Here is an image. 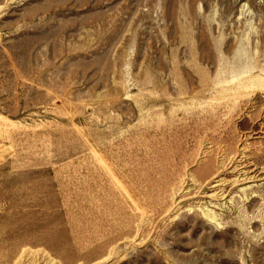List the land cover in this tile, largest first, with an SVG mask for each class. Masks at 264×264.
<instances>
[{
    "label": "rangeland",
    "instance_id": "374dc122",
    "mask_svg": "<svg viewBox=\"0 0 264 264\" xmlns=\"http://www.w3.org/2000/svg\"><path fill=\"white\" fill-rule=\"evenodd\" d=\"M0 264H264V0H0Z\"/></svg>",
    "mask_w": 264,
    "mask_h": 264
},
{
    "label": "bare ground",
    "instance_id": "6f19581e",
    "mask_svg": "<svg viewBox=\"0 0 264 264\" xmlns=\"http://www.w3.org/2000/svg\"><path fill=\"white\" fill-rule=\"evenodd\" d=\"M244 161V160H243ZM97 162H99V159H98V161ZM102 164V163H101ZM236 164V165H235ZM230 163V164H227V165H223V168H225V170L224 171H228V170H231V171H229V172H231L232 173V171H234L235 170V168H237V166H239L240 164L239 163ZM240 167V166H239ZM245 170H246V168H245ZM236 172V171H235ZM238 178L239 177H242L241 178V180H247V179H250V178H247V175H245V173H246V171H244V170H242V169H240V170H238ZM226 174H228V173H226ZM249 175V174H248ZM236 179V180H234V183H238L239 181H241V180H239V179ZM217 179V178H216ZM219 181V180H218ZM212 197V196H211Z\"/></svg>",
    "mask_w": 264,
    "mask_h": 264
}]
</instances>
